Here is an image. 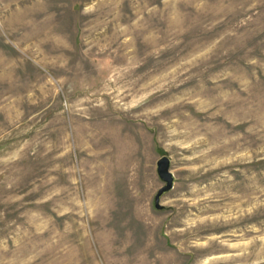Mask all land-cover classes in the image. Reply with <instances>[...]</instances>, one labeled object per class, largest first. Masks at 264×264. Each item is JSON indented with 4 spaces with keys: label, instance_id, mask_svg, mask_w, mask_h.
<instances>
[{
    "label": "rangeland",
    "instance_id": "374dc122",
    "mask_svg": "<svg viewBox=\"0 0 264 264\" xmlns=\"http://www.w3.org/2000/svg\"><path fill=\"white\" fill-rule=\"evenodd\" d=\"M0 264H264V0H0Z\"/></svg>",
    "mask_w": 264,
    "mask_h": 264
},
{
    "label": "water",
    "instance_id": "95a60500",
    "mask_svg": "<svg viewBox=\"0 0 264 264\" xmlns=\"http://www.w3.org/2000/svg\"><path fill=\"white\" fill-rule=\"evenodd\" d=\"M157 173L160 179L164 182L163 185L156 191L154 195V206L162 209L164 206L160 204L161 196L173 187L174 175L170 170V159L163 155L157 160Z\"/></svg>",
    "mask_w": 264,
    "mask_h": 264
}]
</instances>
